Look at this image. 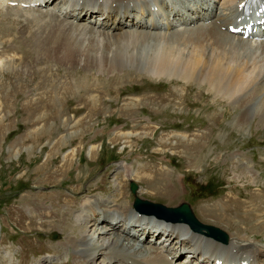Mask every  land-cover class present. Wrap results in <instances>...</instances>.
I'll return each instance as SVG.
<instances>
[{
    "label": "rangeland",
    "instance_id": "1",
    "mask_svg": "<svg viewBox=\"0 0 264 264\" xmlns=\"http://www.w3.org/2000/svg\"><path fill=\"white\" fill-rule=\"evenodd\" d=\"M228 1L224 0L223 3L230 5ZM54 2L59 4L56 0ZM0 4L7 7L6 12L12 10L5 0H0ZM206 6L207 4L201 6L203 12ZM165 8V17L171 20L168 22H173L176 17L178 20L181 18L179 8L172 4ZM14 11L15 17H18L21 10L15 7ZM41 11L38 10L39 16L47 14ZM26 13L29 11L26 10ZM51 20L55 18L46 21ZM14 23V34L9 36L11 28L3 29L0 20V42L7 46L13 58L0 64V264H15L17 257V264H50L44 261L49 256L53 264H76L77 253L71 248L72 245L68 248L69 254L57 256V253L63 252L64 239L68 238L69 234L80 233L75 223V216L80 212L78 208H82L81 204L88 199L110 201L113 197L125 201L132 208L134 194L131 189L135 181L139 185L135 193L139 196L175 204L180 200H188L187 198L190 201V194L198 184L210 179L216 183L214 188L221 190V193L210 195L208 199L193 196L190 202L197 199L194 210L201 212L200 202L205 200L212 205L219 203V206H211V211L222 209L226 204L229 213L236 212L231 213L232 218L238 217L237 219L228 221L217 218L219 221L216 222V215L215 218L209 215L203 219L225 225L230 232H236L233 228L242 225L241 228H236L241 238L249 239L245 234L250 238L258 235L264 242V216L254 217L255 214L264 215V202H261L264 200V194L253 193L257 187L264 191L256 184L258 181L264 185V121L259 123L258 99L242 104L236 96L227 98L226 95L225 97L216 93L213 85L203 84L204 76L201 72L202 77L198 72L192 75L193 79L185 89L187 94L178 88L154 93H148L146 90L134 92L133 88L140 87L142 83L160 87L187 80L173 76L167 78V75L158 79L148 75L142 70L144 66L140 65V58L151 55L147 52L135 53L136 49L133 59L128 56L122 63H119L114 55H84L96 48L99 42L90 39L86 30L77 32L73 27L75 22L70 23L71 27L65 24L60 26L62 23L50 25L56 26L57 32L45 31L40 25L31 32L32 27L28 26L27 22L14 29ZM83 26L95 28L94 24L86 22ZM194 27L196 26L191 25L189 30ZM167 30L163 32L164 35ZM20 31L26 32L29 37L24 39ZM61 31L73 32L71 38L78 37L79 44L72 42L71 45L66 39L64 41ZM69 32L67 33L70 34ZM128 32L130 33L113 30L110 34L125 35L126 38L140 43H150L158 39L157 34L139 35L131 34V30ZM175 33L173 29L168 31V36L162 38L181 39ZM191 33L193 37L205 40L201 51L206 49L208 59L220 66L226 80L241 79L245 82L250 75L246 74L250 69L244 62L247 56L236 61L227 54H217L219 43L216 37L202 30ZM108 35L106 32L101 42H111V46H114V39ZM165 47V50L170 51L168 44ZM261 48L264 50V44ZM73 49L79 50V55H76ZM253 49L255 48L249 50ZM197 51L188 47L184 56L189 60L194 55L199 58L200 53ZM2 59L3 54L0 52V62H3ZM82 59H85L84 63ZM262 61L264 60H259L260 63ZM131 62H138L139 65L132 66ZM245 67H248V70ZM240 68H245L246 72L237 77V70ZM178 71L175 69L171 73L177 75ZM84 81L87 82L83 83ZM249 83L257 86L253 78L249 79ZM180 85L176 84L178 87ZM254 86H251L252 89ZM252 89V96L264 92V81L258 88ZM125 90L127 92L120 102L116 105L110 102V99L117 101L118 96ZM140 97L146 99L142 101L143 104L135 101L136 98L141 100ZM174 97H178L176 102ZM182 97L185 99L182 107L173 108L174 105H171L164 108L170 101L179 104L178 101L183 100ZM153 100L159 104L167 100L162 105L164 109L156 112L152 110L156 105ZM69 110H78L76 113L85 111L81 114H69ZM242 116L247 118L243 122ZM149 118L161 120V126L157 130L152 129L156 125L146 122ZM133 121L135 122L132 123ZM128 123H132V130L115 131V128L118 129L123 124V127H126L128 125L125 124ZM133 129H136L135 133ZM171 131L177 134L174 135ZM74 142H77L76 147ZM241 150L245 151L244 154L240 153ZM253 158L255 166L259 169L258 173L255 172L256 168L250 166L253 164ZM141 159L143 163L139 165ZM146 162L160 167L163 174L172 176L173 181L177 176V186L180 184L184 188L179 189L177 195L155 193L154 189L148 186V179L138 175L139 169H148ZM45 164L46 166H42ZM119 164L123 167H119ZM249 167L253 170V175L252 170L248 172ZM242 171L248 175L240 178L238 176ZM187 174L193 176V179L191 176L186 179ZM247 183L250 186L246 185ZM182 190L186 195L182 194ZM51 192L65 193L73 201V206H68L63 202L62 195L55 197L54 201H61V206L56 210V218L50 216L53 219L45 217L48 216L45 212L50 204L46 197ZM247 192L257 199H238L232 203L233 211L230 208L231 202L221 203L231 194L236 195L232 197L233 202L236 197L241 196L238 193L246 196ZM242 202V211H248L246 217H239L241 214L237 213ZM258 203L260 210L254 208ZM131 213L134 215L132 209L126 211L129 218L133 217ZM249 217H252L251 224L262 220L258 223L260 231H254L253 227L247 228ZM67 220L71 226L68 228L65 225L63 228L61 222ZM91 220L94 221V218L87 221L86 227L89 230ZM240 229H243L242 232ZM15 250H18L16 256L12 255ZM96 263L98 264V261Z\"/></svg>",
    "mask_w": 264,
    "mask_h": 264
},
{
    "label": "bare ground",
    "instance_id": "2",
    "mask_svg": "<svg viewBox=\"0 0 264 264\" xmlns=\"http://www.w3.org/2000/svg\"><path fill=\"white\" fill-rule=\"evenodd\" d=\"M18 1L20 2L22 0H18ZM24 1H30V0H24ZM38 1L44 2V5H47L51 3L53 0H38ZM65 1L68 3L67 4L68 6L67 5L63 6L62 5L64 3L63 2L60 4V6H58L57 11L54 8H46L45 11L42 10L40 7L37 8L38 10H42L53 17L49 19L55 18V20L44 22V25H40V27L42 26L45 29V31L57 32L55 30L56 26H50V25H56V24L62 23L63 25H60V26H64V24L70 26V23L73 24L75 22L73 27L76 28L77 32L81 33L84 30H86L89 32L90 39H93L96 42H99L96 48L87 51L86 54L84 55H87V54H91V55L100 54L102 56H108V55L113 56L114 55L115 58L119 61V63H122L123 61H125V58H127L128 56H131L133 59L134 50L136 49L135 53L147 52V54L151 55L150 57L149 56L141 57L140 65H143L144 67H142V70H145L148 73V75L152 77L160 78L163 75L164 76L167 75L166 76L167 78H170L173 76L174 78L176 77V79L180 78L182 80L184 79V80L189 81L190 79H193L192 75L198 72L200 76H201V73L204 76V78L201 76L203 80L202 81L203 84L205 83L208 86L213 85L216 93L222 94L224 96L228 94H234L244 89V95L242 98L247 104L248 102L252 101V99H255V95L258 94V93H255L252 96L251 86H254V83H249V79L253 78V80H255V78L258 75H260L261 72H263L262 68L256 71L254 70V67H253V68H250L248 72H246V69H245L247 68L248 70V67L238 69L237 74H236L237 77H240L243 72H246V74L248 73L250 74L248 78L245 80V82H242L241 79L226 80V77L222 69L220 68V66L217 63H212L208 59L206 55V49L201 51V49L203 48L202 44L205 40L201 38L193 37L191 33V32H194L195 30L196 31L198 30L206 31L210 35L216 37V39L218 40L219 48L216 51L217 54H227L233 59H235L236 61H240L242 58L247 56L245 57L247 59L244 60V62L248 63L251 59L250 57H252V55L259 48H261V45L264 44V40H258V39L248 40V39H244L241 35H238L236 37L233 33L228 31V28H227L228 24L236 18L237 14L242 13V11H240L238 8V2L242 0H229V1L227 0L228 2H230V5L232 4L229 13L223 12L221 9L225 8L224 7L225 5L221 6L218 1L216 2V0H206V2L202 1L200 5H195V6L189 5L187 3V5L186 4L184 5V7H185V10H189V11H182L180 13L181 18L179 20L176 17L173 22H168V20L169 21L171 20L166 19V21H160V23H157L153 20L150 21V16L153 15L155 11H158L161 8L169 7L171 3L168 0H65ZM204 4H207V6L206 8L204 7L205 9L203 12V10L201 9V6ZM223 4H226V3H223ZM19 5L15 7L18 10H22L23 8H21V6ZM40 5L42 4H39L36 6H40ZM153 5L156 7V9H154ZM7 6H10L11 9L13 8L9 4H7ZM141 6L145 7V9L143 10L144 15L142 16L137 15L138 8ZM87 13L89 15H93L94 13L100 14V15H98L97 17L98 20H96L97 19L96 17L89 18L88 20L85 17ZM70 16L74 20L73 19L69 20ZM82 20H84V22H81ZM85 22L86 24H94L95 28H98L105 32H101L91 26H83ZM191 25L196 26V27L189 30V27ZM223 25H226L225 30H222ZM167 28H169V30H167ZM39 29H38V32H39ZM173 29H174V32H176L175 34L179 35L181 39L174 37L171 39L167 38L165 40V38H162L163 36H168V31H171ZM113 30L115 31L118 30L117 32L120 31L121 33H130L128 31L131 30V34H139V35L157 34L158 39L150 43L149 42L140 43L133 39L126 38L125 35L116 36L114 34H110ZM166 30H167V33L164 35L163 32H165ZM67 32H64V31L60 32L61 34H63L64 41L66 39L67 41L71 42V45H72V42L78 45L79 38L78 37L71 38V34L73 35L74 33L69 32L70 34H68ZM106 32L109 33L108 35L109 38L114 39V46H111V42L110 43L101 42L103 38L105 37ZM187 32L188 33L190 32V33L188 35H185V33ZM189 43L192 44V46ZM167 44L170 48V51L165 50L166 49L165 46ZM188 47H192L195 51L199 49L197 53H200V57L195 58V55H194L193 57L190 58V60L187 59L184 56V54L186 53V49ZM252 48H255V49H253V51L249 50ZM73 52L76 55H79V50L73 49ZM259 55L264 58V50H262L261 53H259ZM12 59H13L12 56H10L7 60H12ZM84 62H85V59H82V63ZM131 65L132 66L139 65V63L131 62ZM175 69H177V71L179 69L178 71L179 74L174 75L171 73ZM198 69H200V71H197ZM86 82L87 81H84L83 83H86ZM87 86L90 88L89 84ZM258 87L254 86V88H258ZM213 90L211 89V91ZM140 98L141 100H139V98H136L135 101L139 104H143L142 101L146 99H143L142 97ZM181 101L182 99L179 100L178 103H181ZM161 102L163 103V101ZM257 113L260 118L259 123L263 122L264 121V97L262 98L260 104L258 105ZM246 119L247 118L244 116L241 117L242 122ZM122 161H125V160H122ZM42 166H46V164ZM121 166L122 165L119 164V167ZM145 170H147V168H144L141 171L139 169L140 175L143 174ZM250 170L252 169L249 167L248 172ZM245 171L247 172V168H245ZM253 173L254 172L252 170L251 175H253ZM247 175L248 174L242 171V173H240L238 177H242V176L244 177ZM171 177L172 176H170L169 174L166 175L158 171L157 173L154 174V178L157 180V182H152L151 180L148 179L147 181L149 184L148 186L154 189L155 193H162L164 195H170V194L177 195L179 192V189H177L178 186L175 180L178 177L176 176L174 181L171 180ZM156 189H158V191ZM255 192H260L264 194V191H261V189L260 188L258 189V187L254 189L253 193L255 194ZM48 194L50 195H47L46 199L50 201L49 202L50 204L47 206V209H46L47 213L45 212V215L48 214V216H45V217L49 219H53L50 216H55L54 218H56V216L58 215L56 213V210L59 209V206H61L60 205L61 201H58V202L54 201L55 197L62 195L64 198L63 202L67 204L68 206H73V201L65 193L51 192ZM135 195H138V194H135ZM245 197L257 199V197L256 198L253 197V195L248 192L246 193ZM245 197L240 196V197H236L235 199L233 198L234 200L232 203H235V201L238 199H244ZM114 200H116V206L114 207H112V204L110 203V201L103 200V199L99 200L98 198L85 200L81 204L82 208L79 210L80 212L78 213V215L75 216L76 218L75 223L80 229V233L74 232L75 234H72V235L69 234L68 238L64 239V248H62L63 249L62 253L64 254V256L68 254V251H69L68 248L72 245L71 248H73V250L77 253L76 254L77 264H79V262H82L83 264H97L96 263L97 261H98V264H110V261L108 260V258H111L114 256H118L122 260L123 264L126 263L124 258L126 259L131 258L132 260H137L140 262L153 261V262H158L159 264H180L181 263L179 259V256L181 255V251H182L181 249L179 250L180 251L179 254H176L175 253L176 251H174V252H171V256L169 257L168 256V254H170L169 251L165 252L164 249H161L158 247H152L144 243H139L136 239H133V240L130 239L131 232L129 229L127 230L123 229V232H120V226H121L120 224H122L121 218L118 219L116 216H114L113 211L120 210L121 213L125 214L126 211L130 209V206L125 201L118 200L117 198H114ZM133 201L138 202L137 196L135 197ZM261 202H264V200L262 199ZM151 205H155V204L151 203ZM243 205L244 203L242 202V204L238 207L237 209L238 214L239 213L241 214L242 212L241 208H243ZM259 205L260 203H258V205H255L254 208H256L257 210H260ZM186 206H189V204L186 203ZM210 207L211 206L209 205H203L202 209L207 213L216 215V218H222L228 221H232L235 218V217L232 218L231 215L235 214L236 212L229 213L226 204L223 206L222 209H214V211L209 210ZM151 208H155L156 211L152 210V212H154L156 216L161 218V220L163 221L162 222L163 225L170 226L169 229L162 230V233L165 236H167L168 239H170L169 243L173 239H175L174 241L179 242L180 245L185 246L186 249L190 253L191 260L193 261L192 264H197L198 262H200V264H211V263L216 264V259H215L216 257L213 259V262H210L214 255H217L223 258L222 264H225L226 262H229V264H231L233 261L234 262L237 261V264H241L239 257L232 255L228 251L227 245H224L216 241L215 239H212L211 236L208 237L200 233H195V231H193V232H190V236L188 238L178 239L179 233L178 231H175L176 230L175 228L182 227L188 231H192L186 223L170 222L171 220L174 221V220L179 219L176 216L179 214H182L184 208H164L160 205L151 206ZM64 212L66 213L67 211H64ZM139 217L146 218L148 220L152 219L151 216H145V215H141ZM93 218H94V221L91 220V223H90L91 229L89 230L86 227L87 221ZM181 218L184 219V217H181ZM165 220H170V221H165ZM102 222H103V225H101ZM105 222H107V224ZM61 223H62L61 225H63L62 226L63 228L66 226L70 228L69 226H71L68 220L66 222L63 221ZM57 224L58 223L56 224L53 223V225H57ZM153 231H156V229L152 230V227H148V228L143 227L142 232L148 235L149 233H152ZM160 232L161 230H159L157 234ZM237 234H238L237 237L239 238V240L244 242V244L246 245V249L243 254L244 256H246L245 259L249 260L250 264H264V243L258 244V242L255 240L243 239L240 237L239 233ZM231 239H232L231 241V244H232V242H234L235 239L233 237H231ZM203 241L207 243L210 246V248H205L202 244ZM129 249H133V250L143 249L145 250V253L138 256L134 252L129 253L127 251ZM49 260H50V256L47 260H44V261H49Z\"/></svg>",
    "mask_w": 264,
    "mask_h": 264
},
{
    "label": "water",
    "instance_id": "3",
    "mask_svg": "<svg viewBox=\"0 0 264 264\" xmlns=\"http://www.w3.org/2000/svg\"><path fill=\"white\" fill-rule=\"evenodd\" d=\"M182 213H183V215H184V219L190 221V217H189L190 214H189V212H186V211L183 210Z\"/></svg>",
    "mask_w": 264,
    "mask_h": 264
}]
</instances>
